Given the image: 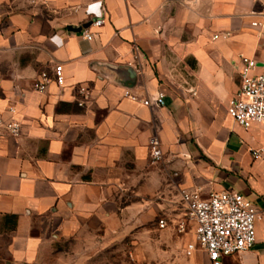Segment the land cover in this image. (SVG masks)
I'll list each match as a JSON object with an SVG mask.
<instances>
[{"label":"crops","instance_id":"1","mask_svg":"<svg viewBox=\"0 0 264 264\" xmlns=\"http://www.w3.org/2000/svg\"><path fill=\"white\" fill-rule=\"evenodd\" d=\"M85 25L92 41L69 30ZM242 57L264 74V0H0V123L21 125L17 138L0 128V264H34L56 242L208 264L185 253L182 195L229 190L262 218L256 246L224 262L264 264V125L228 113ZM56 65L65 84L36 92ZM158 93L164 106L143 104Z\"/></svg>","mask_w":264,"mask_h":264},{"label":"built area","instance_id":"2","mask_svg":"<svg viewBox=\"0 0 264 264\" xmlns=\"http://www.w3.org/2000/svg\"><path fill=\"white\" fill-rule=\"evenodd\" d=\"M103 15L96 19L92 25L102 27L105 23ZM253 27H262L257 22ZM9 26H3V29ZM84 37L92 41L94 35L89 29L83 30ZM217 38V35H215ZM240 90L234 103L229 107L230 117L243 129L249 130L254 125H264V74H257L258 62L246 57L241 58ZM59 86L65 84L64 68L56 65L52 71H44L34 83V90L45 93L52 83ZM80 92L88 94L86 88ZM126 96L137 100L136 96L126 92ZM83 104V103H81ZM145 106H164L166 104L165 93H158L143 101ZM12 137L21 135V125L11 121L0 123ZM152 158L154 162L163 157L160 141L152 138L150 142ZM255 159L261 158V152H254ZM185 204V214L177 222V231L183 234L189 224L194 226L195 241L187 245L185 253L192 257L197 252L206 253L208 264H225L224 260L234 254L252 250L257 244V221L262 218L256 206L243 194L229 190L220 193H212L208 198H203L198 193H186L182 195ZM159 228H168L167 219L159 220ZM193 264H202L195 262Z\"/></svg>","mask_w":264,"mask_h":264},{"label":"rangeland","instance_id":"3","mask_svg":"<svg viewBox=\"0 0 264 264\" xmlns=\"http://www.w3.org/2000/svg\"><path fill=\"white\" fill-rule=\"evenodd\" d=\"M84 251L87 253L80 255L72 244L62 245L56 242L51 247L44 248L34 264H162L155 259L151 261L153 255L138 259L121 246L98 250L96 255H92V251L88 249ZM6 259L7 264H12L9 256Z\"/></svg>","mask_w":264,"mask_h":264},{"label":"water","instance_id":"4","mask_svg":"<svg viewBox=\"0 0 264 264\" xmlns=\"http://www.w3.org/2000/svg\"><path fill=\"white\" fill-rule=\"evenodd\" d=\"M88 25H85L83 27H69V30L74 32V33H79L81 32L84 28H87Z\"/></svg>","mask_w":264,"mask_h":264}]
</instances>
